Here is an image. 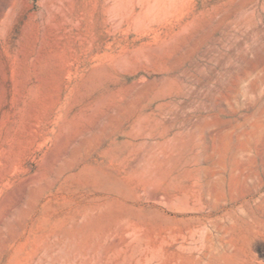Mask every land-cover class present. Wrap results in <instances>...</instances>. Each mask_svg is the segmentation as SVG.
Masks as SVG:
<instances>
[{
    "label": "rangeland",
    "instance_id": "obj_1",
    "mask_svg": "<svg viewBox=\"0 0 264 264\" xmlns=\"http://www.w3.org/2000/svg\"><path fill=\"white\" fill-rule=\"evenodd\" d=\"M0 264H264V0H0Z\"/></svg>",
    "mask_w": 264,
    "mask_h": 264
}]
</instances>
